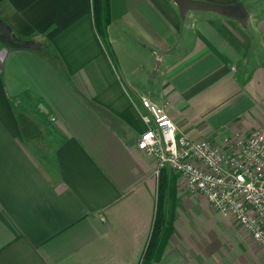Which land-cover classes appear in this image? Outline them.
I'll return each instance as SVG.
<instances>
[{"label": "crops", "instance_id": "crops-1", "mask_svg": "<svg viewBox=\"0 0 264 264\" xmlns=\"http://www.w3.org/2000/svg\"><path fill=\"white\" fill-rule=\"evenodd\" d=\"M201 1L249 16L108 0L102 38L92 0H0L25 42L0 27V264H264L168 167L157 213L155 160L137 145L134 88L194 138L264 128V0Z\"/></svg>", "mask_w": 264, "mask_h": 264}, {"label": "built area", "instance_id": "built-area-1", "mask_svg": "<svg viewBox=\"0 0 264 264\" xmlns=\"http://www.w3.org/2000/svg\"><path fill=\"white\" fill-rule=\"evenodd\" d=\"M145 129L140 151L155 160V174L170 168L186 188L206 197L212 208L234 218L264 249V128L226 134L221 143L181 130L166 108L134 88Z\"/></svg>", "mask_w": 264, "mask_h": 264}, {"label": "trees", "instance_id": "trees-1", "mask_svg": "<svg viewBox=\"0 0 264 264\" xmlns=\"http://www.w3.org/2000/svg\"><path fill=\"white\" fill-rule=\"evenodd\" d=\"M92 7H93V15L95 19V23L98 26L100 24L103 25V30L101 32L99 31L102 38L105 37V26L108 24L109 20V6H108V0H92ZM9 27V30L11 34L15 35L16 38L11 39L12 42L16 45H21L22 36H20L18 33L12 30V28L9 26V24L4 21L2 18H0V27ZM99 28V27H98ZM25 43V42H24ZM27 43V42H26ZM110 49V48H109ZM108 49V51H110ZM165 174L163 170L161 171L159 175V183H158V194H157V213L159 212V209L162 207L163 201V195H164V186H165Z\"/></svg>", "mask_w": 264, "mask_h": 264}, {"label": "water", "instance_id": "water-1", "mask_svg": "<svg viewBox=\"0 0 264 264\" xmlns=\"http://www.w3.org/2000/svg\"><path fill=\"white\" fill-rule=\"evenodd\" d=\"M182 13H186L189 10H206L213 11L222 15L231 16L239 19L242 23H246L249 16L245 6L242 2H236L234 4H217L214 2H207L201 0H178ZM8 31L9 27H6ZM12 38H16L11 34Z\"/></svg>", "mask_w": 264, "mask_h": 264}, {"label": "rangeland", "instance_id": "rangeland-1", "mask_svg": "<svg viewBox=\"0 0 264 264\" xmlns=\"http://www.w3.org/2000/svg\"><path fill=\"white\" fill-rule=\"evenodd\" d=\"M34 39H35V40H38V41H41V42H42V39H41V37H40V36H39V37H37V38H34ZM41 44H42V43H41ZM46 44H47V43H44V45H42V46H45ZM37 47H38V48H40V49L42 48V47H41V45H40V43L38 44V46H37ZM43 137H44V136H43ZM45 139H46V138L44 137L43 141H45Z\"/></svg>", "mask_w": 264, "mask_h": 264}]
</instances>
